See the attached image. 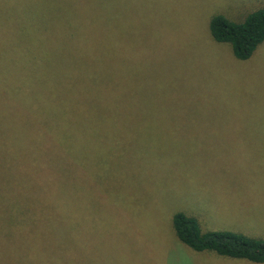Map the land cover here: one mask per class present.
Segmentation results:
<instances>
[{"label":"rangeland","instance_id":"obj_1","mask_svg":"<svg viewBox=\"0 0 264 264\" xmlns=\"http://www.w3.org/2000/svg\"><path fill=\"white\" fill-rule=\"evenodd\" d=\"M263 5L0 0V212L24 211L57 178L64 112L68 145L84 137L86 151L72 152L83 165L73 162L74 204L83 196L89 209L87 250L74 264H244L191 249L173 217L207 223L199 202L231 187L264 224V43L239 60L209 27L215 15L242 22ZM76 85L98 87L93 99L121 112L89 116L76 133ZM72 242L81 246L74 232Z\"/></svg>","mask_w":264,"mask_h":264},{"label":"trees","instance_id":"obj_2","mask_svg":"<svg viewBox=\"0 0 264 264\" xmlns=\"http://www.w3.org/2000/svg\"><path fill=\"white\" fill-rule=\"evenodd\" d=\"M77 10L78 7L76 13ZM73 12L75 13V9ZM209 27L217 42L232 45L237 59L248 60L264 43V5L242 22L215 15ZM81 77L76 75L75 79L79 80ZM96 90L98 91V87L76 85L70 91L73 112L71 123L76 133L86 129V119L89 116L121 112L115 101L99 102L93 99ZM102 90L105 94L111 91L107 96L118 97L117 87L105 86ZM90 96L95 103H90ZM64 114L61 112V124L64 122V125L60 129L57 150L62 163L57 178L52 181L44 180L38 201L28 203L24 211L14 214L0 212V264H74L73 260L78 261L82 258L79 257L80 254L83 251L86 253L87 247L83 245L84 229L89 220V209L83 196L74 204L72 190V167L75 161L72 152L77 156L86 155L85 138H81L74 148L68 145L67 117ZM74 163L75 170L83 166L78 161ZM173 227L180 241L197 252L211 251L224 257L264 263V239L230 231L203 232L198 219L183 212L174 215ZM73 232L76 243L81 245L76 244L74 250Z\"/></svg>","mask_w":264,"mask_h":264},{"label":"crops","instance_id":"obj_3","mask_svg":"<svg viewBox=\"0 0 264 264\" xmlns=\"http://www.w3.org/2000/svg\"><path fill=\"white\" fill-rule=\"evenodd\" d=\"M231 145V142L229 143ZM231 153V150L228 152ZM236 154V152L231 153V155ZM248 156H241L238 161L240 165L247 159ZM259 156H257V159ZM230 193L216 195L212 194L206 198H202L199 202L201 209L208 216V222L202 216V221L198 215H188L198 219L200 226L203 228V232L212 231H230L236 233H242L249 237L264 239V224L261 221L252 222L248 217L252 215L249 211L251 208L245 205V200L231 195V187L227 188ZM202 224V225H201ZM204 252V251H203ZM202 253V252H200ZM215 253V252H213ZM216 258H228L231 261H240L241 263L248 264H264V263H253L247 260L234 259L229 257H224L215 253ZM211 263L210 261L208 264Z\"/></svg>","mask_w":264,"mask_h":264}]
</instances>
